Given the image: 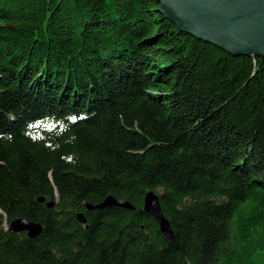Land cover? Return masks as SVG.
I'll return each mask as SVG.
<instances>
[{
    "label": "trees",
    "instance_id": "obj_1",
    "mask_svg": "<svg viewBox=\"0 0 264 264\" xmlns=\"http://www.w3.org/2000/svg\"><path fill=\"white\" fill-rule=\"evenodd\" d=\"M159 9L0 0V264H264V59Z\"/></svg>",
    "mask_w": 264,
    "mask_h": 264
},
{
    "label": "water",
    "instance_id": "obj_2",
    "mask_svg": "<svg viewBox=\"0 0 264 264\" xmlns=\"http://www.w3.org/2000/svg\"><path fill=\"white\" fill-rule=\"evenodd\" d=\"M159 12L176 26L179 31L195 39L211 44L231 56L259 57L264 59V0H156ZM40 203L45 199L40 198ZM55 201L48 203L54 208ZM88 211H99L119 207L135 211L129 201L113 196L103 203L85 204ZM144 211L159 224L161 233L169 240L174 239L169 221L164 217L160 198L150 191L144 199ZM82 225H87L84 214L77 215ZM15 233H26L29 238H37L43 226L26 218H20L10 224Z\"/></svg>",
    "mask_w": 264,
    "mask_h": 264
},
{
    "label": "rangeland",
    "instance_id": "obj_3",
    "mask_svg": "<svg viewBox=\"0 0 264 264\" xmlns=\"http://www.w3.org/2000/svg\"><path fill=\"white\" fill-rule=\"evenodd\" d=\"M5 228H6V229L10 228V225H7V224H6V225H5Z\"/></svg>",
    "mask_w": 264,
    "mask_h": 264
},
{
    "label": "bare ground",
    "instance_id": "obj_4",
    "mask_svg": "<svg viewBox=\"0 0 264 264\" xmlns=\"http://www.w3.org/2000/svg\"><path fill=\"white\" fill-rule=\"evenodd\" d=\"M155 220V219H154ZM8 230H9V228H8Z\"/></svg>",
    "mask_w": 264,
    "mask_h": 264
}]
</instances>
